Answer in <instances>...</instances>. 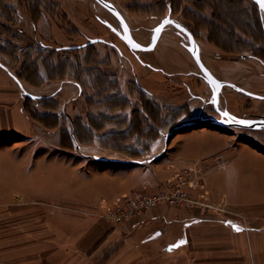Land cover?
I'll return each instance as SVG.
<instances>
[{
    "label": "rangeland",
    "instance_id": "1",
    "mask_svg": "<svg viewBox=\"0 0 264 264\" xmlns=\"http://www.w3.org/2000/svg\"><path fill=\"white\" fill-rule=\"evenodd\" d=\"M108 1L114 3L123 13L130 26L132 36L145 45H149L152 42L154 28L164 18L170 16L178 19L188 26L193 33L195 32L199 44L210 51L209 60L217 58L219 54L228 58L226 66L220 60L221 67L219 70L221 72L239 70L241 68L244 72L242 76L236 78V83L248 90L264 95L263 66L256 61L239 59L237 55H232L229 58L228 55H224L225 52H222V50L227 52L229 45L237 48L239 47L237 44L241 43L242 46L239 47L240 51L258 55L264 60V37H261L262 24L260 22V18L264 22V11L258 6L257 9L260 13H257V9H255L252 3L255 1ZM231 1L236 2L240 13L247 14L245 15L246 19L243 16L237 18L241 22V25L237 28L238 31L233 30L232 28L234 27L227 24L230 28L232 27V31L228 29L229 32L236 35L240 31L245 35L242 38L238 37L240 39L239 43H235L236 36L234 35V38L232 37L231 39L232 41L228 40L229 37L223 38L218 33L221 30L219 31L217 28V25L222 26L225 22L229 23L231 20ZM10 2L13 5L16 2H20V4L22 2L21 5L23 6L19 7L21 11L17 10L20 16L18 18L19 24L9 23V27L14 32H21L23 39L13 37L12 32H5V29L0 27L1 45L6 46L14 42V44L19 46L17 52L13 53V55H8L1 50L0 58L8 60L11 65L16 67L18 79L26 82L32 88H42L48 81L72 79L82 88L80 97L84 101H81V99L73 101V105L65 111L61 110L58 100L51 98L53 102L55 101V106L54 109L50 108L51 111L47 113L41 112L40 108L33 102V99L31 103L26 101L27 109L32 115L47 114L49 118L47 121L51 122L50 124L53 122L59 123L56 128L52 129L42 119L35 117L43 128L59 132L57 133V142L59 144L57 145V151H50L53 153L50 155L52 158L45 161V164L42 162V168L37 172L28 169L21 172L23 177H20V179L23 180V185L20 184L21 186L17 187L16 181L11 180L12 183L3 189L12 194L13 199L15 195H18L17 191L21 193L25 192V190L29 191L31 189L28 187L29 183L33 182V186L36 187V190H40L42 194L41 196L37 195L33 200L32 197H28L22 202L11 201L0 203V242L4 241L7 236L17 239L24 236L27 237L26 233L33 232L32 230H39V228L44 230L45 227L47 228L45 219L47 211L65 210L79 214L89 211L91 206L85 205L83 202L81 203L80 199H89L91 202L95 201L96 195H94L92 190L89 191L87 186L91 184L90 181L95 179L98 174L104 173L112 177L111 173L113 172L111 168L116 165L115 161H118L117 158H122L124 161L138 160V163L135 164L136 168L138 171H143L147 169L145 167L146 159L155 156L158 150L163 148L165 144H169L170 153L168 152V155L170 162L168 161L166 164L170 166L169 168L174 169L175 163H172L174 158L173 153L181 146L182 136L189 130L207 127L222 128V130H232L235 132L246 131V128L207 122L180 125L183 121L201 116L204 118L223 117L216 110L212 102L213 90L209 82L205 78L202 79V77L196 75V73L202 74V71L188 50V36L175 26L169 24L163 28L161 41L154 50H135L105 23L110 22L117 29L123 30L117 16L96 0H10ZM23 15L33 20L36 16H39V18L47 16L50 20L57 21L58 26L55 29L56 38L46 39L44 43H41H46L45 45L49 48V51L43 53L42 51H45V48L41 44L33 42L31 38H28L30 35L26 32L23 33L20 28ZM3 20L0 17V22L5 21ZM95 38H100L101 40L93 42L94 44L91 47L84 50L77 52L59 51L56 54L52 52L56 48L81 44ZM31 46L34 49L29 48ZM24 48H29L26 50L31 55L29 60H37L39 62L40 76L38 78L35 76V80L36 83L44 81L42 85L32 84V82L25 78H19L25 60L28 58V56L25 57ZM218 49L221 50L218 52ZM260 52H262L261 55H259ZM48 61L50 63L53 61H56V63L66 62L67 68L64 71L66 76H59L56 79L50 78ZM145 61L147 64L156 67L158 71V77H155L156 80L152 81L151 74L155 71L147 69L142 63H145ZM177 62L179 66H177ZM130 69L132 73L129 71ZM251 70H254L255 73L258 72V74H255L259 81L258 85H252L247 82V79L253 76V74L247 75ZM125 72L128 75L125 76ZM77 75H81V77L77 78ZM152 82L159 89H155L151 93L145 86L146 84L152 85ZM74 96L73 99L80 98L77 94H74ZM108 98L115 100L124 98L129 104L127 106L115 107L113 103L109 104L105 101ZM26 99L29 100L31 98L26 96ZM44 99L47 100L48 98H43L39 101L42 107ZM143 100L152 103L153 106L148 108L149 112L146 111L147 109ZM220 100L221 105L219 106L222 110L230 109L236 115L264 113V98L246 95L229 85L223 88ZM134 121H138L140 126H137L134 134H130L128 130L134 125ZM76 125H78L85 141H78L77 138L75 140V137L70 139L71 133L73 136H76ZM136 125L138 124L136 123ZM152 126L154 128L151 129L150 127ZM145 128H147L148 135L143 134L144 130H146ZM43 136L38 146H47L43 139L49 141L50 137H48V134H43ZM27 145L30 146L32 144L23 143V140L13 136L0 137V151L3 150V152L10 150L11 147L19 149ZM82 146H86L87 150L91 151L93 155L86 154ZM133 151L141 152L142 154L134 156L131 153ZM139 163H144L145 165L141 166ZM48 164L51 165L49 166ZM194 164L200 165L201 163L194 162ZM47 165L49 166L48 168ZM54 166L57 169H54ZM5 173H8V171H0L1 176ZM9 174L11 173L9 172ZM157 176L158 174H155V177ZM189 177L191 178L190 175ZM189 177H186L184 188L194 194L189 188ZM175 182L176 177L168 185H175ZM2 188L0 187V193L3 191ZM162 188L164 189L165 186ZM143 190L144 188H136L130 192V195L128 194L127 198H123L122 200L127 199L129 201L130 196L137 192H145ZM56 191L61 197L62 195L68 196L69 201L64 198L60 199V196L54 198L43 195V193H53ZM206 204L207 208L209 205L211 209V211L206 209V213L203 211L206 216L211 214L214 217H222L220 220H228V218L223 217L228 215L231 218V220L229 218L230 221L241 220L242 217H245L240 211H233L224 204ZM164 205L177 209L189 208L188 205L184 204L173 206L169 202H163L151 210L144 209L143 212L133 213L124 221L118 222L108 214L113 206L106 212V216H104L115 224H121L135 217L142 218L148 212H152ZM196 208H200L201 211L203 210L200 206H196Z\"/></svg>",
    "mask_w": 264,
    "mask_h": 264
},
{
    "label": "crops",
    "instance_id": "2",
    "mask_svg": "<svg viewBox=\"0 0 264 264\" xmlns=\"http://www.w3.org/2000/svg\"><path fill=\"white\" fill-rule=\"evenodd\" d=\"M21 4H14L19 12V7L23 6ZM230 4L231 20L222 26L217 25V28L221 30L219 35L223 38L229 37L228 40L232 41L234 34L228 29L234 27L232 29L238 31L241 22L237 18L243 16L246 19L247 14L239 12L235 1ZM39 16H36L34 21L23 15L20 28L23 33L30 35L28 38L33 42L41 44L46 39L56 38L55 29L58 24L47 16ZM238 33L234 35L235 43H239L238 37H245L242 32ZM263 34L264 32L261 37H264ZM161 38L162 33L156 47ZM197 42L199 44L198 39ZM237 45L242 46L241 43ZM239 47L229 45L227 52H222L229 58L237 55L239 59L256 61L264 68V60L261 57L244 53ZM219 50L221 49H218V52ZM199 53L204 63L218 78L238 85L235 80L242 76L244 71L241 68L221 72L220 62L226 66L228 58L219 54L217 58L209 60L210 51L201 44ZM261 54L262 52L259 53ZM142 63L147 69L155 71L151 77L152 81L156 80V67L146 61ZM176 64L179 66L178 62ZM126 73L125 76L128 75ZM248 73L247 75L253 76H250L247 82L258 85L259 81L255 75L258 72L251 70ZM196 75L204 79L202 74ZM238 86L259 94L242 85ZM145 87L151 93L159 89L153 82ZM234 89L246 94L237 88ZM81 92L80 85L72 79L48 81L42 88L29 87L26 82L18 79L16 67L8 60L0 58V137L13 136L23 140V143L32 144L19 149L11 147L5 152L0 151V171H8L0 175V187L4 186L2 190L12 183L11 180L16 181L17 187L23 185L21 172L27 169L37 172L42 168V162L45 164V161L52 158L50 155L53 153L50 151L55 152L58 149L59 132L43 128L28 111L26 101L31 103L33 99L40 111L47 113L51 111L50 108L54 109L55 101L51 100L53 98L60 102L61 110L66 111L73 105V101H84L80 97ZM74 94L80 98L73 99ZM26 96L31 99H26ZM42 97L50 99H45L43 107L39 103ZM225 111L236 115L230 109ZM43 134H48L50 138L49 141L43 139L47 146L41 147L38 144L45 136ZM72 138L74 136L71 133L70 139ZM181 142V146L179 145L173 153L174 169L166 164L170 160L169 144H165L155 156L146 159L147 169L143 171L136 168L138 160L124 161L117 158L116 165L111 168L112 177L104 173L98 174L87 186L89 191L92 190L96 195L95 201L80 199L81 203L91 206L89 211L81 214L65 210L47 211V228L44 230H32L33 232L26 233L27 237L17 239L7 236L0 242V264H264V128H246L245 132L199 128L186 132ZM82 147L86 154L93 155L86 146ZM194 162L201 164L193 165ZM54 169L57 167L54 166ZM186 170L191 176L190 178L188 175L189 188L196 198L204 203L224 204L233 211H240L246 217V225L239 219L230 221L228 215L223 216L228 220H220L222 217H214L211 214L206 216L200 208L177 209L167 205L148 212L142 218L135 217L121 224H115L105 217L111 207L128 197L136 188H144L143 191L148 193L158 192L175 177L183 175ZM155 174L158 176L155 177ZM28 187L31 189L22 193L16 190L18 195L13 199L12 194L3 190L0 193V203L22 202L28 197L33 200L37 195L41 196L42 193L36 190L33 182L29 183ZM43 195L61 197L57 191ZM62 198L69 201L68 196L62 195L60 199ZM237 227L242 230L237 231Z\"/></svg>",
    "mask_w": 264,
    "mask_h": 264
},
{
    "label": "water",
    "instance_id": "3",
    "mask_svg": "<svg viewBox=\"0 0 264 264\" xmlns=\"http://www.w3.org/2000/svg\"><path fill=\"white\" fill-rule=\"evenodd\" d=\"M96 1L101 3L103 6L108 8L111 12H113L117 16V18L120 20V22L122 24L123 30L117 29L110 22H105V23L107 25H109L131 48H133L135 50H144V51L153 50L156 47V45L160 39L163 28L169 24H171V25L175 26L176 28H178L179 30L183 31L188 36V39H189V44L187 46L188 50L190 51V53L194 57L195 61L197 62L199 68L201 69L202 76L211 85V87L213 89V100H212V102L214 103L216 110H218V112L221 114V116L223 118H218V117H206V118H204L201 116V117L194 118L191 120L183 121L182 123H180V125L197 124V123L207 122V123H212V124H217V125L232 126V127H239V128H249V129H262V128H264V114L238 116V115L233 114L230 111H225V110L220 109V107H219L220 95H221L223 88L226 84H230L234 88H237L238 90H241V91L245 92L246 94L254 96V97L264 98V95L252 93V92L247 91L244 88H242V87H240L234 83H229V82H226V81L218 78L210 70V68L204 63L203 59L201 58L200 53H199V44L197 42V39H196L194 33L192 32V30L188 26H186L184 23H182L178 19H175V18L168 16V17L164 18L160 22V24H158L154 28L152 42L149 45H145V44L137 41L132 36L131 29H130V26H129L126 18L124 17L123 13L118 9V7L114 3H112L108 0H96ZM254 1L264 11V7H262L260 5L259 0H254ZM99 40H101V39L100 38L90 39L88 43L96 42ZM70 47L71 48L79 47V45L70 46ZM225 112L228 113L227 117L224 116ZM237 120L247 121L249 123L239 124V123L235 122Z\"/></svg>",
    "mask_w": 264,
    "mask_h": 264
},
{
    "label": "trees",
    "instance_id": "4",
    "mask_svg": "<svg viewBox=\"0 0 264 264\" xmlns=\"http://www.w3.org/2000/svg\"><path fill=\"white\" fill-rule=\"evenodd\" d=\"M252 3L254 5L255 9H257L259 5L256 2H252ZM258 12H259V10L257 9V13ZM0 17H2L5 20V21L3 20L4 22H0V27L2 29L4 28L5 32H10V33L12 32L13 33V35H12L13 37L19 38V39H23L22 35H21V32H19V31L14 32V30L10 29V27H9L10 26L9 23H13V24H16V25L19 24V19L18 18L20 17L18 12H17L16 7L13 5L12 2H10V0H0ZM260 19H261L260 22L262 24V26H261L262 27L261 33H262V32H264L263 31L264 27H263L262 18H260ZM194 35H195V37H197L195 32H194ZM88 42L89 41L81 43V44H76V45H79V47L71 48L70 46H65L63 48H56L52 52H53V54H56L59 51L77 52V51H80V50L87 49V48L91 47L94 44L93 42L92 43H88ZM73 46H75V45H73ZM42 47L45 48V51H42L43 53L49 51V48H47V46L45 44H43ZM29 48L34 49L33 46H31ZM29 48H27V49L24 48L23 49V51L25 52V57L28 56V58L25 60L24 66L22 68V73L19 75V78L20 79H24L25 78L26 80L32 82V84L42 85L44 83V81H39L38 83H36L35 76L37 78L40 76L39 64H38L39 62L37 60H31V59L29 60V57L31 55L29 54V52L26 51ZM18 49H19V46L14 44V42H11L10 45L4 46V45H1V40H0V51L2 50L3 52H5L8 55L9 54L13 55V53H16ZM38 51H40V50H38ZM51 56H49V57H51ZM66 68H67V63L66 62L56 63V61L55 62L53 61L52 63H50L48 61V69H49V72H50L49 76L52 79H56L59 76H66V73L64 72ZM60 72H62V73H60ZM80 77H81V75H77V78H80ZM47 100H50V99H47ZM114 100L115 99H113V98H108V100H105V101H107L109 104L113 103L114 104L113 106H115V107L127 106L129 104L128 101L125 100L124 98L123 99L121 98V100H115L116 102ZM44 101H45V99L42 102H44ZM143 101H144V105L146 106V109H147L146 111H148V108H151L153 105H152V103L150 101H147V100H143ZM33 116H34V118L36 117L37 119H42V121L49 128L54 129V128H56L59 125L58 122H53L52 124H50L51 122L47 121V119H49L47 114H43V115H37V114L35 115V114H33ZM134 120H135V118H134ZM136 123L138 125H136ZM133 124L134 125L128 130V132L130 134H134V132L137 130V126L138 127L140 126V123L138 121L133 123ZM150 128L152 129L154 127L152 126ZM145 129L146 130H144V131L147 132V133L144 132L143 134L144 135H148L147 128H145ZM75 133H76L75 134L76 136H74L75 140L77 138L78 141H85V140H83V137H82L83 135L81 134V132H80V130L78 128V125L75 126ZM131 153L134 156H138V155L142 154L141 152H135V151H133Z\"/></svg>",
    "mask_w": 264,
    "mask_h": 264
},
{
    "label": "built area",
    "instance_id": "5",
    "mask_svg": "<svg viewBox=\"0 0 264 264\" xmlns=\"http://www.w3.org/2000/svg\"><path fill=\"white\" fill-rule=\"evenodd\" d=\"M189 172L186 170L184 174L179 175L176 178V184L165 185L164 189L156 193L148 192H137L130 196V200H122L121 202L114 205V207L109 211V216L118 222H122L129 218L133 213L143 212L144 209H153L158 204L163 202H169L173 206H178L179 204L188 205L190 209L200 206L206 213V209L211 211L210 206L200 201L195 197L194 194L185 189L186 177ZM127 198V197H126ZM209 214V213H208ZM241 221L246 225V218L242 217ZM237 223V222H236ZM239 224V223H238Z\"/></svg>",
    "mask_w": 264,
    "mask_h": 264
},
{
    "label": "snow or ice",
    "instance_id": "6",
    "mask_svg": "<svg viewBox=\"0 0 264 264\" xmlns=\"http://www.w3.org/2000/svg\"><path fill=\"white\" fill-rule=\"evenodd\" d=\"M259 3H260V5L262 6V7H264V0H259ZM224 116L225 117H227L228 116V113L227 112H225L224 113ZM236 123H239V124H247V123H249V122H247V121H242V120H237V121H235ZM230 223V222H229ZM236 230L237 231H241L242 229H240V228H236ZM181 243H183V241L181 242ZM178 246V245H177Z\"/></svg>",
    "mask_w": 264,
    "mask_h": 264
},
{
    "label": "flooded vegetation",
    "instance_id": "7",
    "mask_svg": "<svg viewBox=\"0 0 264 264\" xmlns=\"http://www.w3.org/2000/svg\"><path fill=\"white\" fill-rule=\"evenodd\" d=\"M263 26H264V24H263ZM214 104V103H213ZM215 106V105H214Z\"/></svg>",
    "mask_w": 264,
    "mask_h": 264
}]
</instances>
